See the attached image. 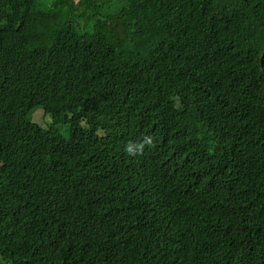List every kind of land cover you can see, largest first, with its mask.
<instances>
[{"label": "trees", "instance_id": "16d2710c", "mask_svg": "<svg viewBox=\"0 0 264 264\" xmlns=\"http://www.w3.org/2000/svg\"><path fill=\"white\" fill-rule=\"evenodd\" d=\"M1 259L264 264V0H0Z\"/></svg>", "mask_w": 264, "mask_h": 264}, {"label": "clouds", "instance_id": "9594fccd", "mask_svg": "<svg viewBox=\"0 0 264 264\" xmlns=\"http://www.w3.org/2000/svg\"><path fill=\"white\" fill-rule=\"evenodd\" d=\"M170 38H172V41L175 39L174 36H173L172 28H170V27H157L156 29H154L151 32L150 39H149V45L150 46L156 45L158 48H160V47H162V46L170 43ZM44 114H45V112H44ZM43 117L45 118L46 117V114L43 115ZM47 127L48 126H45L43 128H47ZM145 143H147V144L150 145L152 143L151 137L146 138ZM143 147H144V144H140L137 147H132V146L130 147L129 146L128 149H127V151L129 153L134 154L136 152V148L138 149V151L139 150L142 151L143 150ZM199 175L202 177L203 174H199ZM203 184H204L205 191H207L209 188L211 189V195H210L209 202L218 200V198H219V191H220L219 190L218 183L213 178H211L210 182L203 183ZM166 212L168 214L169 219L167 220L165 229H166L167 235L170 238H172L173 233H172V230L169 227V224L171 223V224H174V225H178V224H182V223H181L180 220H174L172 218V210H168ZM161 218H162V216H161ZM252 226H253V224L252 225H249V226H245L244 229L250 228ZM255 228H256V232L258 233L257 226H255ZM195 239H196V237L194 236V240ZM5 262L6 261H4L3 259H1V263L2 264H4Z\"/></svg>", "mask_w": 264, "mask_h": 264}, {"label": "rangeland", "instance_id": "374dc122", "mask_svg": "<svg viewBox=\"0 0 264 264\" xmlns=\"http://www.w3.org/2000/svg\"><path fill=\"white\" fill-rule=\"evenodd\" d=\"M43 115H45L44 110L42 108H39L32 114V120L42 127L49 126L51 123V117L49 115H46V117L44 118ZM57 129L63 136L66 137L68 135V125H61L57 127ZM4 264L9 263L5 262Z\"/></svg>", "mask_w": 264, "mask_h": 264}]
</instances>
